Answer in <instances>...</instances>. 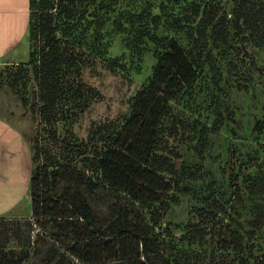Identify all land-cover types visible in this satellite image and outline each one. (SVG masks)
Returning <instances> with one entry per match:
<instances>
[{"label": "rangeland", "instance_id": "obj_1", "mask_svg": "<svg viewBox=\"0 0 264 264\" xmlns=\"http://www.w3.org/2000/svg\"><path fill=\"white\" fill-rule=\"evenodd\" d=\"M50 2L59 71L47 73L49 46L30 25L0 62V116L22 133L35 170L48 166L53 176L41 181L40 195L56 201L79 192L104 227L154 226L160 264H264V226H255L264 217V0ZM59 3L71 16H59ZM173 40L197 62L198 80L173 103L156 153L174 183L167 206L90 191L82 177L100 183V156ZM44 78L60 97L47 108ZM54 245L33 217L31 190L0 217V264L22 251L30 254L26 264L64 261L52 258Z\"/></svg>", "mask_w": 264, "mask_h": 264}, {"label": "trees", "instance_id": "obj_2", "mask_svg": "<svg viewBox=\"0 0 264 264\" xmlns=\"http://www.w3.org/2000/svg\"><path fill=\"white\" fill-rule=\"evenodd\" d=\"M49 3L50 0H30V31L32 37L46 39L52 58L44 63V68L49 75H55L62 61L58 55L59 42L56 37L51 38L52 31L57 30L53 27L54 15L49 13L55 6ZM58 11L60 17L63 12L71 16L61 3ZM204 23L210 25V19ZM197 80L195 59L177 41L167 43L152 78L133 99L130 116L114 130L100 156V183L85 175L82 177L90 191L103 187L125 194L133 204L167 206L174 183L165 177L156 153L172 115L173 103L192 91ZM42 83L44 108L54 106L60 98L58 90L47 84L45 78ZM32 160L33 217L55 243L52 258L59 256L64 260L56 264H160L156 261L160 259V242L156 247L151 239L154 226L112 222L104 227L89 199L79 192L75 195L68 191L56 201L41 196V181L49 182L53 176L48 173V166L35 170L33 157ZM255 226L263 227L264 217L260 216ZM237 248L242 249L240 242ZM21 253L23 256L6 264H26L30 254Z\"/></svg>", "mask_w": 264, "mask_h": 264}, {"label": "crops", "instance_id": "obj_3", "mask_svg": "<svg viewBox=\"0 0 264 264\" xmlns=\"http://www.w3.org/2000/svg\"><path fill=\"white\" fill-rule=\"evenodd\" d=\"M30 25V0H0V62L20 47ZM33 160L20 130L0 116V217L16 210L30 192Z\"/></svg>", "mask_w": 264, "mask_h": 264}]
</instances>
